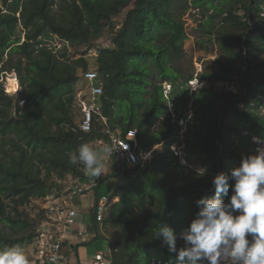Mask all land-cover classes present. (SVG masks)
<instances>
[{
    "label": "trees",
    "instance_id": "trees-1",
    "mask_svg": "<svg viewBox=\"0 0 264 264\" xmlns=\"http://www.w3.org/2000/svg\"><path fill=\"white\" fill-rule=\"evenodd\" d=\"M192 7L206 16L200 39L206 50L221 44L212 69L198 75L208 86L193 91L188 83L194 74L181 65L189 38L184 15ZM263 9L264 0H2L0 64L17 72L22 89L16 96L0 88V249L34 242L46 227V210L34 217L29 205L64 192L54 193L53 175L88 176L83 165L69 163L71 152L85 143L111 145L108 130L126 135L135 128L141 147L160 144L163 150L144 167L114 162L100 179L102 185L113 180L104 193L119 198L104 220L113 228L107 258L113 264H174L176 254L158 229L167 225L180 233L198 212L196 201L214 195L213 178L230 176L243 157L257 154L254 136L264 143ZM108 30L111 44L102 46ZM55 37L66 43L63 49L46 45ZM88 70L99 73L106 122L95 115L92 129L84 131L75 109ZM163 82L173 86L176 112H194L185 135L201 170L182 164L171 148L178 120L186 116L163 118L169 110ZM221 82L236 83L240 91L220 88ZM233 184L230 179L222 194L225 202ZM183 244L177 240L178 248Z\"/></svg>",
    "mask_w": 264,
    "mask_h": 264
},
{
    "label": "clouds",
    "instance_id": "clouds-1",
    "mask_svg": "<svg viewBox=\"0 0 264 264\" xmlns=\"http://www.w3.org/2000/svg\"><path fill=\"white\" fill-rule=\"evenodd\" d=\"M253 141L259 142V138L253 137ZM114 152L110 144L97 150L85 143L68 159L99 178L105 171L102 157ZM230 179L234 181L232 195L225 202L222 194L228 192ZM212 184L214 195L196 201L198 212L179 234L167 225L158 229L168 251L176 254L174 264H264V148L243 157L230 176L217 174ZM178 239L184 242L179 248ZM0 264H30V258L22 248L6 247L0 249Z\"/></svg>",
    "mask_w": 264,
    "mask_h": 264
},
{
    "label": "built area",
    "instance_id": "built-area-1",
    "mask_svg": "<svg viewBox=\"0 0 264 264\" xmlns=\"http://www.w3.org/2000/svg\"><path fill=\"white\" fill-rule=\"evenodd\" d=\"M16 76L19 80L18 74L15 70H5L0 66V88L3 87L5 91L9 92L5 84V80H9L10 76ZM84 79L87 81L85 88L80 89L76 94V103L81 111L82 130L89 131L92 129V124L95 115H101L106 122V118L101 113V106L99 96L103 93V85L98 83L99 73L96 70H88L84 73ZM198 81V80H197ZM196 80H191L194 85ZM20 82V80H19ZM202 84L205 82L202 81ZM164 94L169 97L172 92V84L170 82H163ZM17 93V92H16ZM24 100L22 101V103ZM193 112V110L191 109ZM184 119V118H183ZM181 118V120H183ZM111 136V145L114 146L116 152L111 156H107L108 160L117 163L118 167L134 168L136 166L144 167L152 158L154 149L145 150L139 144L138 131L135 128L130 129L126 135L122 133L108 130ZM256 137V136H254ZM258 138V137H257ZM256 148H264V143L255 142ZM176 153V152H175ZM177 154V153H176ZM99 178H89L84 182L69 187L63 193L58 195H50L45 199H52L51 206H45L47 220L52 222L54 228L46 226L37 238L39 248L37 249V258L47 264H68V257L65 252V233L68 229L76 226V217L78 215V207L76 201L79 197L86 195L89 191L99 188ZM101 191V190H100ZM115 200L109 193L100 192L93 202L94 218L101 225L105 220L106 213ZM48 223V221H47ZM55 225L59 228V232L55 233ZM80 233L85 231L80 229ZM92 264H113L112 259L107 258L104 252H96L93 257Z\"/></svg>",
    "mask_w": 264,
    "mask_h": 264
},
{
    "label": "rangeland",
    "instance_id": "rangeland-1",
    "mask_svg": "<svg viewBox=\"0 0 264 264\" xmlns=\"http://www.w3.org/2000/svg\"><path fill=\"white\" fill-rule=\"evenodd\" d=\"M0 3H2V0H0ZM262 14H264V9ZM184 18L186 20V24H187V29L189 32V38L187 39V41L185 42V52H184V57L181 59V65H182V69L184 70V72L186 74L189 73H193L194 74V80H198L194 85L191 84V80L189 81V85H190V89H197L199 87L202 86H208V84L206 83L205 85L202 84L201 80L198 78L199 74H201L204 70L206 69H212L211 67L214 65V63L212 61H214L216 58L220 57L221 53H220V47L221 44L218 43L217 46L215 47V49L213 50V52L207 51L205 44L201 39V24L204 21V18H206V16L203 15V13L201 12L200 9L196 8V7H192L188 13L186 15H184ZM118 27V26H117ZM111 32L108 30V32L106 33V38H104L103 40H100V43L102 44V46H107L111 44ZM22 40H25V35H23ZM65 42L59 38V37H55L53 40L47 41L46 45L50 48L52 46H56L58 49H63L65 47ZM71 52H74V47L70 48ZM90 52L92 55H97L98 54V49L92 48L90 49ZM77 56H73V57H78L80 54L77 53ZM13 78H16L14 76H10L9 80H5V84L8 87L10 94L11 95H18L19 93H16L17 91H20L21 86L19 85L20 83L17 80V84L20 86L19 90H13V88L11 87L12 82L14 81ZM82 81L84 82L85 79H82ZM83 84H79L78 87L82 86ZM218 87H224L225 89H233L236 92L240 91V87L239 85H237L236 83H218L217 85ZM11 87V88H10ZM76 88V90H77ZM168 106H169V110L168 112L165 113V116H171V118H173V121H176L179 118V115H185L186 118H182L183 120H178L179 121V125H180V130L178 131L177 134V139L176 141L171 145V148L179 155L180 161L182 164L184 165H192L194 166V168L198 169H202V167L200 166V164L196 163V154L193 152H190L187 150V142H186V135L185 133H187L188 131V127H187V121L193 123L194 119H193V113L191 111V108L189 111L184 112V111H179L176 112L175 111V107L173 105V100H172V104L168 102ZM262 110L264 112V107H262ZM164 112V111H163ZM75 114L77 115V123L81 122V112L80 110H76L75 109ZM157 125H159V123H157ZM247 133V132H245ZM253 141V140H252ZM251 141V143H252ZM105 142H96L94 144V147L97 148L98 150L102 149L103 145H105ZM252 144H255V142H253ZM154 152L155 151H162L163 150V146L162 145H155V147L153 148ZM252 150L257 152V148L256 147H252ZM153 152V154H154ZM153 157V156H152ZM105 160V158H104ZM110 167H107V171L105 174H110L112 172L113 169V164L114 161L110 160ZM86 179V178H84ZM57 181L58 182V187H54V193L57 191L58 188H61L63 191H66V189H69V187H71L73 184H76L78 182V179H76L73 175L67 176L64 180H59L56 179V175H53L50 179V182L53 181ZM85 181V180H84ZM82 181V182H84ZM110 182H113V180H111ZM114 183V182H113ZM103 192H108L109 188L108 187H104L102 188ZM116 197V196H115ZM92 195L86 194L82 197H79V200L81 201V203L79 204L78 209H79V215L77 217L79 223V226L81 227H87V224L91 222L92 217L90 215L91 212V208H92ZM118 198H115V201H117ZM115 201L113 203H115ZM52 199H35L33 201V203L31 205H29L31 213L34 217H38L39 214L41 213V209H43L45 206H51L52 205ZM111 207V206H110ZM84 216H87L86 218ZM85 218V219H84ZM47 219V218H46ZM48 221V223H47ZM46 221V226L50 225V228H54V226L52 225V222L50 220ZM78 225L76 226V228L78 227ZM105 230H107V232L110 234L111 233V229L113 230L112 227L110 226H106V228L104 227ZM103 229V230H104ZM55 233L59 232V228L57 227V225H55V229H54ZM107 233V234H108ZM179 234V233H178ZM19 248H22L26 251L27 255L30 258V264H32V261L34 258H36L37 256V249L39 248V244L37 242V239H35L34 242H30V243H25V244H21L19 246H17ZM104 249V248H102ZM153 264H160L159 260L153 259Z\"/></svg>",
    "mask_w": 264,
    "mask_h": 264
},
{
    "label": "crops",
    "instance_id": "crops-1",
    "mask_svg": "<svg viewBox=\"0 0 264 264\" xmlns=\"http://www.w3.org/2000/svg\"><path fill=\"white\" fill-rule=\"evenodd\" d=\"M0 66L2 67L3 63L0 64ZM201 81L205 82L204 85L207 83L206 80H201ZM202 87H205V86H202ZM195 89H192V91ZM166 98L169 99V103L172 104L173 98L170 97V95H169V97H166ZM102 158L103 159L105 158V160H104L105 161V171H104V174L101 176V178H104L107 175V174H105L107 171V167H110L109 166L110 160H108L107 156H103ZM87 175L88 176L85 177L86 179L77 178L78 182H82L84 180L87 182V180L89 178H92L89 174H87ZM104 187H109V188L111 187L110 180L108 181V183H105L103 185L100 184L98 189L102 190V188H104ZM98 189H94V190L89 191L87 193L89 195H92V199H91L92 200V207H93V202H94L96 196L98 195V192H97ZM80 203H81V201L78 198L76 201V205L79 206ZM78 215H79V212H78ZM78 215H77V217H78ZM90 215L92 217V220L90 223L87 224V227L79 226L78 224H81V223H79V221L76 217V226L78 225V227L77 228H76V226L72 227L71 229L67 230V233H65V235H66V237H65V241H66L65 252L67 254L69 264H92L93 257L96 254V252L101 251V252H104L105 255H108V253L110 252L111 247H110V242H109V234H107L108 233L107 230L104 229V227H105L104 222H103V225L100 224L96 227L94 224L95 218H94V213H93L92 208H91ZM84 217L86 218L87 216H84ZM80 229L84 230L85 233L81 234ZM102 248H104V249H102ZM32 264H47V263L41 261L39 258L36 257L33 259Z\"/></svg>",
    "mask_w": 264,
    "mask_h": 264
},
{
    "label": "bare ground",
    "instance_id": "bare-ground-1",
    "mask_svg": "<svg viewBox=\"0 0 264 264\" xmlns=\"http://www.w3.org/2000/svg\"><path fill=\"white\" fill-rule=\"evenodd\" d=\"M14 77H16V76L14 75ZM16 79H17V77L16 78H13L14 81L12 82V85H11L12 88L14 87L13 90H19L20 89V86H19L20 84L19 85L17 84V80L18 79L17 80ZM18 82H19V80H18Z\"/></svg>",
    "mask_w": 264,
    "mask_h": 264
}]
</instances>
